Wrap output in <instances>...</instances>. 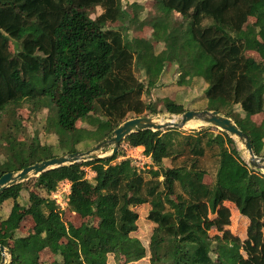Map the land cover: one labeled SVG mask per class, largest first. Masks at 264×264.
<instances>
[{"label": "trees", "instance_id": "trees-1", "mask_svg": "<svg viewBox=\"0 0 264 264\" xmlns=\"http://www.w3.org/2000/svg\"><path fill=\"white\" fill-rule=\"evenodd\" d=\"M152 1L156 19L141 16L143 5L125 9L121 0H0V177L75 153L85 140L97 145L131 118L185 113L173 97L163 99L162 109L145 101L168 63L178 66L180 86L203 79L206 110L232 119L264 157V0ZM98 8L102 13L92 18ZM146 26L165 44L158 54L151 41L130 39L133 29ZM136 68L145 71L147 84ZM25 106L35 117L47 111L43 130L57 137L56 146L41 143L38 133L22 138L18 111ZM82 120L93 129L78 127ZM216 129L128 136L124 143L143 147L152 161L147 180L132 159L116 162L118 152L6 189L0 209L7 202L10 209L0 219V245L11 252L10 264H108L111 255L116 264L147 255L149 264H264V174L243 160L235 139ZM207 150L217 164L211 183L199 165ZM184 156L182 165H172ZM63 182L70 184L68 211L87 220L81 226L66 222L51 198ZM226 202L249 219L246 240L225 229L231 225ZM145 204L154 225L147 247L132 236L135 208ZM29 218L34 225L24 231ZM45 253L51 261L42 260ZM2 257L0 251V263Z\"/></svg>", "mask_w": 264, "mask_h": 264}, {"label": "rangeland", "instance_id": "rangeland-1", "mask_svg": "<svg viewBox=\"0 0 264 264\" xmlns=\"http://www.w3.org/2000/svg\"><path fill=\"white\" fill-rule=\"evenodd\" d=\"M121 1L125 9L129 7L128 5L133 3H139L143 5V11L141 12V16L143 18H148V19L157 18L155 4L152 0H121ZM127 12L131 17L132 16L131 10L128 9ZM101 13H102V9L98 8L97 12L94 15H92V18H95ZM174 21L183 27H185L186 25V20H184L183 17H181L180 15H176ZM150 38H152V40L150 41H152V43L154 44L155 52L157 54L160 53L165 48V44L156 42V40L154 39V32L151 27L146 26L141 31H136L133 29L130 34L131 40H135V39L149 40ZM11 48L13 49V46H11ZM147 57H149V55L145 54V58ZM256 57L259 59L257 55ZM179 75L180 72L178 70V66L176 64L168 63L156 87L153 88L150 94L145 97L146 103H150V102L155 103L160 109H162L163 99L168 97L169 98L173 97L178 103L184 105L186 111L199 112L206 110V99H205V91L207 88L206 82H204L201 79H194L189 85L180 86L178 85V82L180 80ZM136 77L140 81H143L145 84L148 83L146 73L143 69L136 68ZM97 111H98L97 113L100 114L99 108H97ZM18 115L23 120V125H24V131L22 135L23 139L33 137L36 133H38L41 143L53 145V146L57 145L58 143L57 137L55 135L47 134L43 130L47 111H44L41 114H39L37 117H35L30 114L29 108L25 106L18 111ZM151 118L155 119L156 121H162V123H165L169 120L178 122L181 119V116L170 115L164 112L158 116H154ZM196 123H198V121H190L189 123H187L185 128L180 131L184 134H190L193 131H200L203 128L210 127V126H203L201 122H199L200 124H196ZM77 125L80 128L84 127L87 129H93L92 126L86 123V120L79 121ZM214 131L218 133V131L221 130L216 129ZM95 146L96 144L92 143L91 141L85 140L77 146V149L79 152H86L88 150L93 149ZM236 146L241 151L243 160L249 165V154L248 152H246L244 145L240 141H238V139H236ZM112 149L113 147L107 148V150L104 151L105 155H110L112 153ZM143 151H144L143 147L133 148L123 142L118 151L121 153L122 157H120L116 162H119L123 159H132L133 164L137 167L138 172H140L147 180L150 178V174L148 173V171L151 168H153V164L151 159L144 155ZM214 153H215L214 151L207 150L205 157L201 158L199 162V165L201 167H204L209 171V175L205 179L207 183H211L213 181V178L215 177V173H216L217 164H216V158L214 157ZM188 159H189L188 156L180 157L174 162V164H172V162H166V165H171V164L175 166L182 165ZM86 171H87V178L89 180H92L95 174L91 171L90 168H86ZM58 191L60 192L61 195H65L64 197L70 194L69 186L63 183L59 185ZM142 192L143 189H141V193ZM20 200L23 203L26 204L28 203L29 200L28 190L22 191ZM5 205L9 206V203L7 202L4 204V206ZM225 206L231 210V225L226 227L225 229L229 230L233 235L238 236L243 240L246 237L249 221L238 213L237 208L233 204L226 202ZM59 207L61 210H65L64 220L66 222L73 223L76 226H81V224L87 221L81 219L78 215L70 213L67 207L65 208H63L62 206ZM9 209L8 210L7 208L0 209V219L6 217ZM149 210H150L149 204L141 205L135 208V211L138 212L139 214L138 230L132 233V236L140 239L141 242L146 247L148 246L150 240L149 238L154 226L147 219ZM214 217L215 216H211V218ZM33 225H34L33 221L29 218L25 220L23 224V230L27 231ZM215 234H217V232L214 230L210 232L211 236H214ZM42 260L49 262L51 261V258L48 256V254L45 253L43 254ZM108 264H116L113 255L109 256ZM130 264H149V255H147L146 258L138 262H134Z\"/></svg>", "mask_w": 264, "mask_h": 264}, {"label": "water", "instance_id": "water-1", "mask_svg": "<svg viewBox=\"0 0 264 264\" xmlns=\"http://www.w3.org/2000/svg\"><path fill=\"white\" fill-rule=\"evenodd\" d=\"M178 122L169 120L167 123H159L155 119L144 116L127 120L121 124L114 132L113 136L97 144L93 149L86 152H75L57 156L42 162L35 163L17 172L6 173L0 177V195L8 188L24 183L30 179L39 177L42 173L62 166L73 165L75 163L106 160L115 156L125 139L134 133L145 130L164 131L170 128L182 130L190 121H198L203 126H210L224 131L233 139H238L249 154V166L264 174V157L256 156L249 136L244 133L238 125L230 118L219 114L217 111H186ZM113 147L110 155H105L107 148ZM3 255L0 264H10L11 252L0 245ZM9 259V260H8Z\"/></svg>", "mask_w": 264, "mask_h": 264}, {"label": "crops", "instance_id": "crops-1", "mask_svg": "<svg viewBox=\"0 0 264 264\" xmlns=\"http://www.w3.org/2000/svg\"><path fill=\"white\" fill-rule=\"evenodd\" d=\"M155 37V36H154ZM155 39V38H154ZM150 40H152V38H150L149 39V41ZM152 42V41H151ZM162 43V42H161ZM251 54V56H253L255 59H257V60H259L257 57H256V53H250ZM258 56V55H257ZM259 57V56H258ZM201 80H203V79H201ZM204 81V80H203ZM205 82V81H204ZM260 118H261V120H260ZM262 119H263V115L262 114H259V115H256V116H254L253 117V120L255 121V122H257V123H260L261 121H262ZM258 120H260V121H258ZM63 184H65V185H68L69 186V188H70V184L68 183V182H63ZM65 195H61L60 194V192L58 191V189H57V191L51 196V198H52V200H54L55 201V205H56V208L58 209V210H61L60 209V207L59 206H62L63 208H65V207H67L68 206V196H69V194L66 196V197H64ZM230 203V202H229ZM232 204V203H231ZM234 205V204H233ZM235 206V205H234ZM9 207H10V204H9V206L8 205H5V206H3L2 208H7V210L9 209ZM236 207V206H235ZM1 208V209H2ZM237 208V207H236ZM238 210V209H237ZM62 211H65V210H62ZM238 213L240 214V212H239V210H238ZM8 214H9V211H8ZM8 214L6 215V217L8 216ZM241 215V214H240ZM5 217V218H6ZM244 217V216H243ZM244 218H246V217H244ZM1 219H3V218H1ZM248 221H249V219L248 218H246ZM250 223V222H249ZM248 229V228H247ZM246 238H247V233H246V237L243 239V240H246ZM9 260V259H8Z\"/></svg>", "mask_w": 264, "mask_h": 264}, {"label": "bare ground", "instance_id": "bare-ground-1", "mask_svg": "<svg viewBox=\"0 0 264 264\" xmlns=\"http://www.w3.org/2000/svg\"><path fill=\"white\" fill-rule=\"evenodd\" d=\"M157 122L162 123V121H157ZM167 122H168V121H167ZM167 122H165V123H167ZM173 122H175V121H173ZM196 124H200V123L198 122V123H196Z\"/></svg>", "mask_w": 264, "mask_h": 264}]
</instances>
